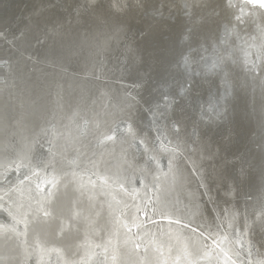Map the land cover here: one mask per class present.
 I'll return each instance as SVG.
<instances>
[{"label": "bare ground", "instance_id": "1", "mask_svg": "<svg viewBox=\"0 0 264 264\" xmlns=\"http://www.w3.org/2000/svg\"><path fill=\"white\" fill-rule=\"evenodd\" d=\"M225 16L219 45L205 48L198 30ZM0 31L8 41L0 39V264H150L156 248L176 264L226 262L188 225L243 264H264V0H0ZM172 34L181 43L167 49ZM109 78L130 86L131 99L118 101ZM190 96L198 99L186 108ZM226 127L215 160L231 159L220 179L212 166L214 197L193 164ZM246 134L257 143L245 146ZM37 148L44 160L31 156ZM194 182L208 224L199 204L177 201ZM140 206L184 227L157 219L138 229ZM77 222L68 257L58 240Z\"/></svg>", "mask_w": 264, "mask_h": 264}, {"label": "water", "instance_id": "2", "mask_svg": "<svg viewBox=\"0 0 264 264\" xmlns=\"http://www.w3.org/2000/svg\"><path fill=\"white\" fill-rule=\"evenodd\" d=\"M230 19H231L230 16H225L224 17V20L225 21L223 22V24H218L216 27H214L212 29L209 28V25H208L207 22L204 23L200 27V29L198 30V33L203 38V44H204V47L205 48H209L210 45H212V43L215 42V41H216V44L219 45V43L217 42L218 41V33H219V31H220V29L222 28L223 25H225V26H228L229 25V23H230L229 20ZM219 23H221V22H219ZM245 24H247V28H248V26L249 27L251 26L248 21L245 22V23L239 24V25H245ZM250 32H252V29L249 30V33ZM196 33L197 32H194V34L191 33L189 40L196 39L195 38ZM179 37H178V40H177L176 39V35L174 34L172 40H170V42L167 44V46H168L167 49L169 47H170V49H175V48L179 47V43H181V39H179ZM158 38H159V36H156V39H158ZM0 39L2 40L1 42H3V43L8 42V41H6L7 38L5 37V33L4 32H1V31H0ZM211 39H213V41ZM230 39H232V38H230ZM40 44H43V43H40ZM124 44H125L124 43V40H121V39L116 44V49H115V51H117L116 52V57L118 59H120V60L122 59L121 52H122V49L124 47ZM154 44L156 45V42H154ZM104 47H105L104 44L101 45L100 46V49H99V52L102 51V49H104ZM99 52L95 54L96 59H98L101 64H105L110 70H112L113 68L116 69L115 63H111V62L108 63L107 61L104 62V57H102L101 54H99ZM174 53H175V55L177 56L178 59L182 56V53H180V55H178L176 50H175ZM35 58H36V56H35ZM167 58L169 60L172 59L171 57H167ZM30 59L32 60V63L35 61L32 57H30ZM25 60H26V57H25ZM26 61L29 62V60H26ZM230 65L232 66V63ZM4 67H5V64H4V62H2V64H0V79L1 80H3L4 79V76L7 75V73H6L7 71L5 72V68ZM104 68H105V66H104ZM137 71H140V74L143 73L144 74L143 76H146L148 74V70L146 69V65L144 66V70H137ZM17 72L18 71H16V73ZM107 81H108V87H109V89L110 90L112 89V91H115V93H113V94H116L114 96H115V98L118 99V101H122L123 102V101H127V100L131 99V93L129 92V90H127V89L124 90L123 88L121 89L120 87H118L117 84H119V83H118L117 80H112L111 78H109ZM183 83H184L185 91L187 92L188 91V88L190 86L186 82H183ZM110 86H112V87H110ZM172 86H173V84L170 85V86H168L167 89L169 90L170 88H172ZM215 87H216V89L218 91L219 88L217 86H215ZM117 91H118L119 94L117 93ZM120 92H121V94H120ZM193 98L195 99V101L198 99L196 96H193V97L190 96V97L185 98L186 100H185L184 105L187 106L186 108H190V106H193V104H194V102H193L194 99ZM54 101L55 100H53V101L50 100V104L52 105V109L51 110H52L53 114H56V111L54 109V105H55L54 104ZM187 104H189V105H187ZM185 113H187V112H185ZM47 122H50L49 121V116L47 117ZM260 126L258 125V127H260ZM231 128H234L236 131H239L240 125L237 124V123L235 125L233 123L232 126H231ZM235 130H233V131H235ZM227 131H228V127L224 128V130H222L218 134H216V136L213 139L210 138V140H208L209 142L206 144V146L203 149V152L204 153L201 155V158H202L201 159V162H200V160H198V159L196 160L195 159V161H194L195 163L193 164L196 167V169H199V170L201 168L203 169V175H204V178H205V182L210 185L209 192L213 191V196L214 197H215V194L217 192H216V188L215 189L212 188V184L213 183H211V180H210V176H211L210 171L212 170V166L217 171V176L220 179V175H219L218 169H220V171L222 172V175H223V170L221 168L222 167L226 168L224 164H226V162L229 159H231V158L227 157L229 155H226V153H224L222 155L223 156L222 164H220L218 166V164H217V162L215 160V156H216L217 152L219 151V149L221 147L223 149L225 147V145H226V139H227L226 138L227 137L226 136V133H227ZM251 138L253 140L255 139V143H257L258 136L256 134H252ZM251 138L249 137L248 134H246V138L244 140V145L245 146H247L249 144V141L248 140L251 139ZM238 139L241 140V137H236L235 138V142H237ZM239 145H240V143H239ZM39 149L40 148L35 149L34 153L31 156L34 157L35 159H38V160L40 158H42V160H44L43 153L41 152V149L40 150ZM32 152H33V150H32ZM31 156H30V158H32ZM197 184H198L197 182H194V185H195V188L194 189L184 188V194L183 195L181 194V196H179V198H177V201H179V202H183L184 201V203H186L190 208L192 207V203L199 204V205H197L198 214H199V216L201 218H203L202 220L204 221V223L205 224H208L209 222H207V221H210L211 222L213 218H212V216H210V217L207 216V210L210 211V209L207 208L206 214H205V207L206 206L205 207L204 206H201V205H203V201L201 199L203 193L197 192ZM220 188H221V191L220 192L222 194H224V195H226L230 191V188L228 189V188H225L223 186V178L221 180ZM192 194H195V195L193 196ZM163 196L164 197H168L169 195L166 194V193H164ZM96 208H98L100 210L101 207H100L99 204H97L96 205ZM215 209L216 210H219V208H216V207H215ZM211 210H212V208H211ZM62 212H63V214H65V211L64 210ZM219 212H221L222 215L229 217L230 211H229L228 205H224L223 212H222V207H220ZM212 213H213V210H212ZM181 218H182V220H185V219H183V218H185L183 215H182ZM186 221L190 222L193 225H197L201 229H203V227H204L200 223L192 222V219L191 220L188 219ZM76 224H72L73 227L71 228L70 235H69V237L67 239H65L64 237H62V238H60L58 240V242H61V243H58V244H61L63 247H65L67 249L68 257L70 256L69 251H70V249H72V247L70 246V242L72 240H76L77 237H78V235L82 232V229L78 226V222ZM93 236H95V235L93 234ZM0 246H2L1 241H0ZM6 246H8V243L5 244V247ZM1 249L2 248L0 247V251H1ZM76 251L77 252H81L78 249H76ZM8 264H13V262H12V260H10V258H9V263Z\"/></svg>", "mask_w": 264, "mask_h": 264}, {"label": "rangeland", "instance_id": "3", "mask_svg": "<svg viewBox=\"0 0 264 264\" xmlns=\"http://www.w3.org/2000/svg\"><path fill=\"white\" fill-rule=\"evenodd\" d=\"M254 89V88H253ZM255 90V89H254ZM263 103H264V100H263ZM142 211V212H141ZM149 210H143V209H141V208H139L138 209V213L137 214H140V212H141V215L143 214L144 215V213L146 214V217H147V212H148ZM148 214H149V212H148ZM139 216V215H138ZM145 217V216H144ZM169 221H172L173 223H177L178 222V220L176 221V220H174V219H169ZM128 222V221H127ZM127 224H130L129 222L127 223ZM183 224V223H182ZM189 227H193L194 229H196V230H198L201 234H202V236H203V238L208 242V243H206V246L208 247L209 246V248L211 249L212 248V250H210V251H212V252H215V254L218 256V258H217V260H219L218 262L220 263V261L222 260H226L228 257V259L226 260V262H221L222 264H225V263H227V264H236V262L238 263V264H241L242 262H241V260L239 261L238 259H236V258H234V257H232V256H230V254H228L227 252H225L223 249H222V247H221V245H219V241H218V239L216 238V237H214V236H207L206 234H204L203 235V231H201V230H199V229H197L196 227H194V226H191V225H188ZM130 228H133L132 226H130ZM130 228H129V230H130ZM216 238V239H215ZM209 240L211 241V242H209ZM212 242H213V244H212ZM214 242H215V244H214ZM213 245V246H212ZM215 246V247H214ZM145 247V246H144ZM144 247H142V249L144 248ZM218 247H220V248H218ZM141 250V249H140ZM140 250H138V252L140 251ZM158 248H156V254H155V257L157 258V263H155V264H159V262H161L162 261V263L164 264V263H166L167 261L166 260H164V259H166V258H161L160 256H159V252H158ZM218 250V251H217ZM223 250V251H222ZM142 251V250H141ZM136 252V251H135ZM136 252L138 255H139V257H144V258H148V253L147 252H143V253H141V252ZM219 252V253H218ZM222 252V254H224L223 256H224V258H223V256L220 254ZM226 253V254H225ZM221 256H222V258H221ZM227 256V257H226ZM232 258V259H231ZM163 259V260H162ZM231 259V260H230ZM220 263V264H221ZM243 264V263H242Z\"/></svg>", "mask_w": 264, "mask_h": 264}, {"label": "flooded vegetation", "instance_id": "4", "mask_svg": "<svg viewBox=\"0 0 264 264\" xmlns=\"http://www.w3.org/2000/svg\"><path fill=\"white\" fill-rule=\"evenodd\" d=\"M124 82V81H123ZM127 84H129L128 82H127ZM125 87H127V90H128V87H130V86H125ZM133 95H134V93H133ZM150 114H153V113H150ZM154 128H155V126H154ZM154 135V134H153ZM145 207V206H144ZM140 208L142 209V206H140ZM156 213V211H155V209L152 211V210H150V216H151V218L149 217V214L147 213V217L145 216V218L143 219V218H140L139 216H138V214L137 213H135L134 215L137 217V219L133 222V221H131V223L133 222V224L134 225H137V227H138V229L140 228V226L141 227H144V228H146V227H152L153 226V224H151L152 222L151 221H153V222H159V220L161 219V217H159V218H155V217H158L159 216V214H155ZM140 214H141V212H140ZM165 214V213H164ZM143 215V214H142ZM144 215H145V213H144ZM143 215V216H144ZM168 214H165V217H168V218H166V220H165V218L164 219H161L160 221H162L166 226L168 225V223H171V221H169L168 219H170L169 217H171V216H167ZM148 219H150V220H148ZM156 219V220H155ZM157 219H159V220H157ZM176 219V218H175ZM138 220V221H137ZM146 220H148L149 222H146ZM142 221V222H141ZM177 221V220H176ZM179 219H178V223H175V226L177 225V224H180L179 226L177 225V228H180V227H184V223H183V225H182V222H180L179 223ZM137 222H138V224H137ZM140 222V223H139ZM144 222H146L145 224H144ZM143 223V224H142ZM148 223V225L147 226H145L146 224ZM141 224V225H140ZM139 225V226H138ZM162 228V227H161ZM151 231H152V233H153V235H154V228H152V229H150ZM138 231V230H137ZM165 250H166V248H165ZM166 253H167V255L166 256H162V255H160L159 254V256L161 257V258H167V256H168V252H167V250H166ZM176 259H178V257L176 256L175 258H174V260H173V262H166V263H164V264H176ZM155 263H157V261H155V262H153L152 260H151V263L150 264H155ZM159 264H163L162 263V261L161 262H159Z\"/></svg>", "mask_w": 264, "mask_h": 264}]
</instances>
